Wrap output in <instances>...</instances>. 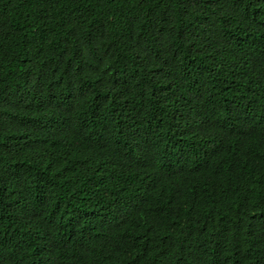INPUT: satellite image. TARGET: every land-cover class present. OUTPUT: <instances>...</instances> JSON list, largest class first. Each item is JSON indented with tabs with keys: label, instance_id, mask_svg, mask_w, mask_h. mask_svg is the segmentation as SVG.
Wrapping results in <instances>:
<instances>
[{
	"label": "trees",
	"instance_id": "trees-1",
	"mask_svg": "<svg viewBox=\"0 0 264 264\" xmlns=\"http://www.w3.org/2000/svg\"><path fill=\"white\" fill-rule=\"evenodd\" d=\"M0 264H264V0H0Z\"/></svg>",
	"mask_w": 264,
	"mask_h": 264
}]
</instances>
